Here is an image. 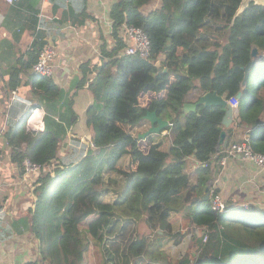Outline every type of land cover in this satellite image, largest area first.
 <instances>
[{
  "label": "trees",
  "instance_id": "1",
  "mask_svg": "<svg viewBox=\"0 0 264 264\" xmlns=\"http://www.w3.org/2000/svg\"><path fill=\"white\" fill-rule=\"evenodd\" d=\"M240 2L117 0L110 7L109 34L98 45L101 65L96 59L82 63L81 77L74 78L69 90L59 86L56 75L45 78L31 71L47 44L37 29L45 21L34 11L30 22L34 41L22 55L26 60L19 58L21 66L11 69L6 84L12 91L21 84L20 75H26L32 96L24 118L6 135L12 159L21 173L24 159L40 166L32 177L33 207L28 211L37 252L35 260L26 264H83L91 241L102 264H171L150 250L149 237L136 239V222L95 208L114 196L108 203L121 215H129L137 209L133 197L129 199L133 191L141 194L149 236H169L175 245L181 243L186 232H173L168 221L179 212L197 230V236L191 230L196 254L189 259L183 256L182 264H264V207L227 206L217 212L209 199L204 200L206 183L219 169L212 155L224 109L204 105L195 111L183 109L206 92L226 100L241 92L234 133L247 136L253 152L264 155V57L251 68L243 86L241 67L249 60L240 57L230 42L240 21L241 15L230 27ZM149 3L153 6L147 9ZM127 26L146 34L148 57L125 54ZM240 39L238 49L250 40L264 50V15ZM147 93L154 98L145 108L138 100ZM84 94L88 100L80 113L76 98ZM35 106L45 112L43 132L25 128ZM148 111L170 124L167 130L173 140L165 150L148 136L144 141L149 149L142 152L139 138L124 128L143 124ZM80 122L92 129L90 140H81ZM123 157H128L125 169L119 167ZM192 157L198 165L187 174L186 161Z\"/></svg>",
  "mask_w": 264,
  "mask_h": 264
},
{
  "label": "crops",
  "instance_id": "2",
  "mask_svg": "<svg viewBox=\"0 0 264 264\" xmlns=\"http://www.w3.org/2000/svg\"><path fill=\"white\" fill-rule=\"evenodd\" d=\"M116 1L19 0L14 5H8L0 0V264H26L35 260L37 252V244L30 230L28 213L29 209L33 207L34 180L32 177L35 176L21 173L17 163L12 159L11 148L6 137V135L10 136L13 133L16 124L24 118L27 106L32 103L31 88L26 75H20L22 82L12 91L7 89L6 84L12 78L10 75L11 69L21 66V62L18 61L19 58L26 60V56L22 57V55L29 50L34 41L35 32L30 23L34 11L39 19L45 21V24H40V29L37 28L43 39L47 41L45 46L61 49L67 45V52L63 56L64 60L69 59L66 65L67 73L58 71L56 77L59 86L64 90H69L74 78L81 77L79 66L82 63L96 59L97 66L101 65L102 60L98 45L102 42V37L109 34L108 27L111 25L110 7ZM158 4L159 1H155L154 5ZM152 6V3H149L146 8L149 9ZM256 10H262V14H264V8L256 7ZM262 14L253 20L249 28L250 31ZM250 31L239 33L238 36H248ZM253 47H256L259 51L258 59L264 57L262 56L264 50L258 48L250 40L243 48H239V56L247 61L250 60V52ZM15 76L16 73H14ZM166 93L164 91L162 95ZM200 95H197V98ZM222 97L225 99L224 96ZM153 98L154 94L147 93L142 95L138 101L140 106L147 108ZM197 98L189 103H194ZM87 100L88 95L85 94L80 98H76V108L80 113L83 112ZM180 120L183 121V116ZM262 120L264 121V116ZM236 122L237 118H233V122L229 126L233 131L227 133V144L245 136L234 133ZM78 126L81 140H90L93 135L92 129L83 125L82 122ZM150 127V122L145 120L140 126L127 127L126 130L133 136L139 137ZM139 140L141 151L146 153L149 146L144 140ZM152 140L155 143H160L161 149L165 150L172 143L173 133L166 128L162 133L152 135ZM224 149L225 147H221L218 151L215 149L212 155L219 166L212 179L220 176V193L227 206L230 209L248 208L250 206L264 207V171L246 162L238 154L229 156L224 165H220L219 160ZM197 165L198 163L193 157L189 158L185 167L187 174L192 173ZM127 166L128 157H123L119 167L125 169ZM132 168H135V165ZM132 197L134 202L137 203V209L129 215H121L116 211L115 206L108 202L97 204L95 208L99 211H110L122 219H131L136 222V239L149 237L150 250L155 254L160 253L162 259L166 262L175 264L183 256L189 259V253L194 251L193 246L191 247L190 244V240L192 242L194 238L189 221L184 220L180 212L172 213L169 216L168 221L173 228V232H186V236L181 243L169 246V236H161L160 239L149 236L150 231L144 222V215L140 207L141 194L133 191L129 199ZM157 233L161 235L160 232ZM184 242L187 243V247L183 253L180 245ZM189 249H192L191 252H189ZM179 252V256H181L174 262V255Z\"/></svg>",
  "mask_w": 264,
  "mask_h": 264
},
{
  "label": "built area",
  "instance_id": "3",
  "mask_svg": "<svg viewBox=\"0 0 264 264\" xmlns=\"http://www.w3.org/2000/svg\"><path fill=\"white\" fill-rule=\"evenodd\" d=\"M8 5H14L19 0H2ZM41 26L38 24V29ZM126 36L129 45L125 49V54L136 55L141 58H146L150 54V42L146 34L140 29L133 26L126 27ZM67 52V45L61 49L52 46H46L38 55L36 62L32 65L31 71L33 74L45 77L53 78L58 71L67 73L66 65L69 61L63 59L64 53ZM15 94V92H13ZM14 99V98H13ZM227 103L234 111V118L238 115L239 101L236 98H230ZM44 110L35 106L25 121V128L30 132H43L44 131ZM170 125V124H169ZM240 155L246 162L253 164L255 167L264 171V155L253 152L249 145V139L247 136L235 140L227 144L224 149L223 155L220 157V165H224L226 159L232 155ZM206 166V163L204 164ZM24 173L37 175L40 171V166L31 162L28 159L23 161ZM220 176L212 179V184L209 189V200L213 210L217 212H224L227 209V204L223 200L220 189L221 182ZM207 239L206 235L203 236V242Z\"/></svg>",
  "mask_w": 264,
  "mask_h": 264
},
{
  "label": "water",
  "instance_id": "4",
  "mask_svg": "<svg viewBox=\"0 0 264 264\" xmlns=\"http://www.w3.org/2000/svg\"><path fill=\"white\" fill-rule=\"evenodd\" d=\"M249 6L264 8V0H241V2L239 3L237 9L233 14L230 27L234 26L235 19L240 15H242L248 9ZM258 55H259L258 49L256 47H253L250 52L251 59L246 63L245 66L241 67V69L244 71V77L242 80L243 86L246 84L251 68L256 64L258 60ZM159 65L160 63L156 62V66ZM163 71L167 72V69L165 68ZM235 98L239 100L241 98V92H238ZM199 105L221 107L224 109V115L221 120L222 130L219 134V138L215 149L218 151L221 147H226L228 143L226 129H228L233 122V118H234L233 109L222 96L217 95L216 93L213 92H206L200 95L194 103H185L183 109L185 112L195 111ZM145 120L150 122L151 127L147 131H145V133L139 135L138 138L141 140H144L148 136L160 134L169 126V123L166 120L159 118L155 112L148 111L145 115ZM211 184H212V180H209L206 183V186L203 191L204 200H207L209 198V189ZM193 232L197 233V230L193 229ZM178 264H182V260H179Z\"/></svg>",
  "mask_w": 264,
  "mask_h": 264
},
{
  "label": "rangeland",
  "instance_id": "5",
  "mask_svg": "<svg viewBox=\"0 0 264 264\" xmlns=\"http://www.w3.org/2000/svg\"><path fill=\"white\" fill-rule=\"evenodd\" d=\"M250 8H248L241 16V20L238 22V24L236 25L235 27V34H233L231 37H230V42H231V45L233 47V49H235L239 55V45H240V37L238 36L239 33H247V30L250 31V27L253 23V20H255L259 15H261L263 13L262 10H256V7L254 8V6H249ZM264 15V14H262ZM240 29V30H239ZM250 33V32H249ZM264 95V94H263ZM125 129H127V127H124ZM122 168V167H121ZM30 175H33V174H30ZM33 176H36V175H33ZM114 199V196H110V197H107L105 198L104 202H111L113 201ZM86 224H87V221L84 222L83 224L80 225V228L81 229H85L86 227ZM198 235V233H196V236ZM16 237V236H14ZM186 242H184L182 245H180V249L181 251L184 253V250H186ZM190 244H191V247L193 246V249L195 250L196 247L194 246V239L190 240ZM174 245V243H172V240H169V246H172ZM190 247V245H189ZM192 249H189V252H191ZM196 252V251H195ZM194 251L192 253H189L190 256H193L195 255ZM180 252L175 254L174 255V262L176 260L179 259V256ZM83 264H102V257H101V254H100V251L98 249V247L94 244L93 241H91V244L88 248V250L85 252L84 254V257H83Z\"/></svg>",
  "mask_w": 264,
  "mask_h": 264
},
{
  "label": "clouds",
  "instance_id": "6",
  "mask_svg": "<svg viewBox=\"0 0 264 264\" xmlns=\"http://www.w3.org/2000/svg\"><path fill=\"white\" fill-rule=\"evenodd\" d=\"M227 101V100H226ZM239 101V100H238ZM170 126V125H169ZM209 199V198H208Z\"/></svg>",
  "mask_w": 264,
  "mask_h": 264
}]
</instances>
